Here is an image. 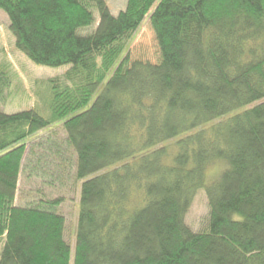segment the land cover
<instances>
[{
  "label": "trees",
  "instance_id": "trees-1",
  "mask_svg": "<svg viewBox=\"0 0 264 264\" xmlns=\"http://www.w3.org/2000/svg\"><path fill=\"white\" fill-rule=\"evenodd\" d=\"M0 9L19 51L68 65L48 81L49 116L0 110V264H264V0H127L117 15L107 0ZM147 17L155 62L129 52ZM10 82L0 67V97ZM57 123L71 153H56L82 180L74 254L62 196L17 203L28 140ZM200 190L209 220L194 231L186 216Z\"/></svg>",
  "mask_w": 264,
  "mask_h": 264
},
{
  "label": "rangeland",
  "instance_id": "rangeland-1",
  "mask_svg": "<svg viewBox=\"0 0 264 264\" xmlns=\"http://www.w3.org/2000/svg\"><path fill=\"white\" fill-rule=\"evenodd\" d=\"M107 3L111 12L117 15L126 7L127 0H107ZM9 23L7 13L0 9V67L7 70L11 76L9 86L0 97V110L11 113L36 108L44 116H49L51 97L48 81L51 77L63 74L68 65L51 67L34 63L16 48L15 36L9 29ZM92 29H86L84 33ZM129 52L133 59L143 58L152 62L159 59L158 42L148 17L136 32ZM49 128L53 129L40 131L28 140L26 156L20 171L17 203L30 202L36 198V194L48 197L62 196L64 202L60 211L66 217L65 239L71 245L74 254L82 180L75 177V161H62L56 153L58 144L62 145L60 150L63 151L64 158L71 153L67 147V135L62 124L57 123ZM39 157L41 160L38 162L36 159ZM223 164L208 168V181L218 178L216 176L224 168ZM62 170L65 172H62L63 176L60 178L58 174ZM208 220V198L205 191L200 190L186 216V222L194 231H200L207 226ZM3 246L4 240L0 239V255Z\"/></svg>",
  "mask_w": 264,
  "mask_h": 264
}]
</instances>
